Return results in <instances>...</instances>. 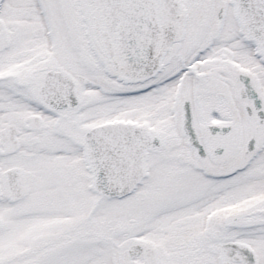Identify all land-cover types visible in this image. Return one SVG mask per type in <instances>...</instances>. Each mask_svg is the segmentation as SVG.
Segmentation results:
<instances>
[{
  "label": "snow or ice",
  "instance_id": "6c2138e0",
  "mask_svg": "<svg viewBox=\"0 0 264 264\" xmlns=\"http://www.w3.org/2000/svg\"><path fill=\"white\" fill-rule=\"evenodd\" d=\"M0 264H264V0H0Z\"/></svg>",
  "mask_w": 264,
  "mask_h": 264
}]
</instances>
